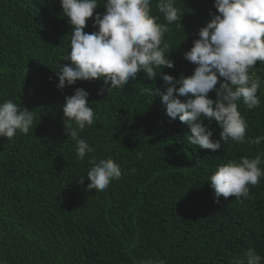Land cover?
<instances>
[{
  "label": "trees",
  "instance_id": "obj_1",
  "mask_svg": "<svg viewBox=\"0 0 264 264\" xmlns=\"http://www.w3.org/2000/svg\"><path fill=\"white\" fill-rule=\"evenodd\" d=\"M104 2L95 11L103 13ZM157 2L151 0V14L166 23ZM176 7L182 26L169 25L161 42L174 68L155 71L178 78L192 74L195 65L183 53L216 9L214 0H176ZM67 21L60 0H0V103L10 99L34 113L27 135L0 138V264H234L249 247L264 256V177L249 185V199L221 196L220 203L207 182L227 161L254 158L264 141L229 139L216 152L190 145V129L171 120L155 96L163 90L159 76L139 73L103 93L100 79L58 89L55 70L70 63ZM86 23V32L95 30L92 18ZM252 73L261 81L260 105L238 103L247 138L264 135V62ZM77 87L89 93L94 112L80 133L94 149L83 161L62 122L65 96ZM209 126L218 139L217 123ZM92 157L121 166V178L104 191L87 189Z\"/></svg>",
  "mask_w": 264,
  "mask_h": 264
},
{
  "label": "clouds",
  "instance_id": "obj_2",
  "mask_svg": "<svg viewBox=\"0 0 264 264\" xmlns=\"http://www.w3.org/2000/svg\"><path fill=\"white\" fill-rule=\"evenodd\" d=\"M63 16L68 18L72 34L70 51L55 70L58 89L76 84L78 80L100 79V93L124 88L139 73L151 80L159 76L163 90L159 96L171 120L179 119L190 129V145L216 152L222 143L231 139L260 145L264 135L246 137L247 122L238 111V103L252 110L260 105L257 95L261 81L255 73L249 74L257 62H264V0H214L215 13L198 30L192 47L183 53L195 65L192 74L178 78L156 68H174V61L165 55L168 45L161 48L168 26L181 24L182 16L176 0H158L156 7L166 23L151 14V0H105L103 13L95 11L98 0H60ZM95 12V15H94ZM92 18L94 31L86 32L87 20ZM51 79V78H50ZM215 92V98L210 92ZM89 93L81 87L65 96L62 107L64 131L75 142L77 159L83 161L93 147L80 133L94 123V112L89 105ZM183 98V99H182ZM215 121L220 128L219 138L213 139ZM34 113L12 100L0 103V138H13L17 132L27 135L33 125ZM207 121L208 123H205ZM75 125V127L73 126ZM140 155V154H138ZM86 173L90 181L87 189L106 190L111 181L121 178V166L112 158L92 157ZM264 150L254 158L248 156L229 160L218 166L208 177L214 190V202L220 197L234 196L249 199V185L255 186L264 177ZM81 176L79 183H84ZM141 264H167L166 260L147 259ZM234 264H264V256L249 247Z\"/></svg>",
  "mask_w": 264,
  "mask_h": 264
}]
</instances>
